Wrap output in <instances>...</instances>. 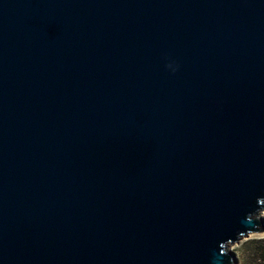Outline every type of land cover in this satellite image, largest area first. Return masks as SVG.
Instances as JSON below:
<instances>
[{
  "label": "water",
  "instance_id": "95a60500",
  "mask_svg": "<svg viewBox=\"0 0 264 264\" xmlns=\"http://www.w3.org/2000/svg\"><path fill=\"white\" fill-rule=\"evenodd\" d=\"M263 210L264 0H0V264H237Z\"/></svg>",
  "mask_w": 264,
  "mask_h": 264
},
{
  "label": "rangeland",
  "instance_id": "374dc122",
  "mask_svg": "<svg viewBox=\"0 0 264 264\" xmlns=\"http://www.w3.org/2000/svg\"><path fill=\"white\" fill-rule=\"evenodd\" d=\"M260 216L264 219V210L260 212ZM264 238V231L260 233H251L247 237H243L239 242L228 244V249L235 253L237 257V264H247L251 259V254L254 252L253 243L257 244L258 239ZM253 257V256H252Z\"/></svg>",
  "mask_w": 264,
  "mask_h": 264
},
{
  "label": "trees",
  "instance_id": "16d2710c",
  "mask_svg": "<svg viewBox=\"0 0 264 264\" xmlns=\"http://www.w3.org/2000/svg\"><path fill=\"white\" fill-rule=\"evenodd\" d=\"M256 243H253L254 252L250 253L251 259L247 261V264H264V238L258 239Z\"/></svg>",
  "mask_w": 264,
  "mask_h": 264
}]
</instances>
